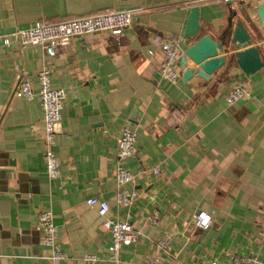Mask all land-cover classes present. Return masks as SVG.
Returning <instances> with one entry per match:
<instances>
[{"label": "crops", "instance_id": "1", "mask_svg": "<svg viewBox=\"0 0 264 264\" xmlns=\"http://www.w3.org/2000/svg\"><path fill=\"white\" fill-rule=\"evenodd\" d=\"M263 1L0 0V35L35 22L132 10L129 26L73 37L53 56L38 46L0 44V264H142L152 257L226 264L232 254L264 260V30L252 9ZM194 5L199 36L222 43L224 63L208 81L194 76L183 82L178 56V77L170 82L159 75L157 40L177 44ZM229 18L243 23L262 68L244 73L235 65L223 35ZM42 64L51 88L64 90L53 180L43 163L36 94ZM18 73L30 82L29 100L12 96ZM235 84L249 95L227 104ZM126 125L134 127L136 152L122 161L133 175L125 187L137 196L118 207L116 138ZM88 197L107 202L105 217L86 205ZM40 210L56 226L54 244L63 257L55 263L44 257L48 251L35 228ZM197 211L210 216L205 229L193 225ZM104 218L131 221L136 232L118 262L109 258ZM162 236L169 238L166 251L155 245Z\"/></svg>", "mask_w": 264, "mask_h": 264}, {"label": "built area", "instance_id": "2", "mask_svg": "<svg viewBox=\"0 0 264 264\" xmlns=\"http://www.w3.org/2000/svg\"><path fill=\"white\" fill-rule=\"evenodd\" d=\"M226 1V0H224ZM132 21V10L119 9L103 11L101 13L65 19L56 22H35L34 24L16 28L7 34L0 35V44L8 45L15 42L20 48L26 46H38L47 56H53L58 49L68 45L73 37L86 35L100 31H113L127 27ZM161 51V61L159 63V75L161 78L175 82L178 77V69L175 61L178 57V47L176 43L157 40ZM151 53V51H149ZM49 67L42 64L36 73L38 90L36 92L41 109L42 140L44 145L43 163L48 179L53 180L58 177V161L54 154L55 125L60 119V109L64 99V90L53 89L49 83ZM249 95L247 89L240 84H235L225 96V102L232 104ZM15 98L29 100L33 96V91L29 80L21 73L16 75V83L12 92ZM135 130L134 127L123 126L116 138L115 161L113 179L115 184L114 201L118 207L129 206L136 198L137 193L132 188H126L133 178L132 173L126 169L122 161L135 155ZM152 172L157 173L153 168ZM86 205L95 206L96 213L100 217H105L108 210L106 201L96 197L85 199ZM203 214V215H202ZM193 225L198 229H205L210 221V216L205 211H197L193 216ZM205 217L207 223L205 224ZM154 221V218H150ZM104 225L110 233V259L118 262V253L122 246L130 245L136 240V232L131 221L119 220L116 218H104ZM35 228L41 235V241L48 253L44 257L54 263L63 257V254L56 248L54 240L56 237V226L53 224L50 213L40 210L36 215ZM155 245L162 249L169 248V238L162 236L155 241ZM84 260H94L93 255H84ZM142 264H183L174 259L170 263L161 262L157 257H152ZM209 264H217L210 261ZM226 264H264V260L255 255L232 254Z\"/></svg>", "mask_w": 264, "mask_h": 264}, {"label": "water", "instance_id": "3", "mask_svg": "<svg viewBox=\"0 0 264 264\" xmlns=\"http://www.w3.org/2000/svg\"><path fill=\"white\" fill-rule=\"evenodd\" d=\"M255 17L264 30V1L252 6ZM251 22L250 17H246ZM228 45L232 49L235 65L244 73H252L263 67L259 48L251 41L241 20L231 24L228 19ZM222 35V36H223ZM180 74L183 82L196 77L208 81L210 74L224 63L222 43L212 39L208 34L199 36L198 7L189 8L180 40L177 42Z\"/></svg>", "mask_w": 264, "mask_h": 264}, {"label": "clouds", "instance_id": "4", "mask_svg": "<svg viewBox=\"0 0 264 264\" xmlns=\"http://www.w3.org/2000/svg\"><path fill=\"white\" fill-rule=\"evenodd\" d=\"M202 215H203V214H202ZM207 219H208V218H207V217H205V224L207 223Z\"/></svg>", "mask_w": 264, "mask_h": 264}, {"label": "trees", "instance_id": "5", "mask_svg": "<svg viewBox=\"0 0 264 264\" xmlns=\"http://www.w3.org/2000/svg\"><path fill=\"white\" fill-rule=\"evenodd\" d=\"M243 24V23H242Z\"/></svg>", "mask_w": 264, "mask_h": 264}]
</instances>
